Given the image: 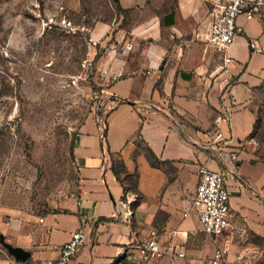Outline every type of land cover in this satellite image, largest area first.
Returning <instances> with one entry per match:
<instances>
[{
    "label": "crops",
    "instance_id": "crops-1",
    "mask_svg": "<svg viewBox=\"0 0 264 264\" xmlns=\"http://www.w3.org/2000/svg\"><path fill=\"white\" fill-rule=\"evenodd\" d=\"M112 2L115 13L95 21L89 37L99 47L93 81L119 101L106 106L103 123L92 112L77 129L76 192L43 214L0 220L4 239L29 255L13 264L57 257L78 226L83 241L68 264H205L219 246L226 264H264V7L238 16L239 32L216 51L191 33L224 0ZM225 76L236 104L230 123L217 125ZM199 164L223 172L229 193L230 224L216 235L189 204ZM151 229L184 256L141 258L135 244Z\"/></svg>",
    "mask_w": 264,
    "mask_h": 264
},
{
    "label": "rangeland",
    "instance_id": "rangeland-1",
    "mask_svg": "<svg viewBox=\"0 0 264 264\" xmlns=\"http://www.w3.org/2000/svg\"><path fill=\"white\" fill-rule=\"evenodd\" d=\"M112 0H0V220L56 209L76 192L72 145L99 108L91 25ZM102 109V110H101ZM17 262L0 243V264Z\"/></svg>",
    "mask_w": 264,
    "mask_h": 264
},
{
    "label": "built area",
    "instance_id": "built-area-1",
    "mask_svg": "<svg viewBox=\"0 0 264 264\" xmlns=\"http://www.w3.org/2000/svg\"><path fill=\"white\" fill-rule=\"evenodd\" d=\"M264 7V0H224L219 9L214 13L213 18L201 20L191 33L192 40L200 42L208 48L216 51H224L233 41L240 27L237 18L240 15L252 18ZM249 47L257 52H262L263 48L256 45L252 39L249 40ZM232 58L225 56L224 61L228 62ZM221 110L215 119V124H229L236 98L232 92L235 84L231 76H225L221 80ZM92 95L104 110L98 114L103 123L107 107H113L119 101L118 98L102 94L99 89H94ZM216 138L221 139L223 131L216 132ZM237 155L230 154V160H235ZM198 182L189 204L197 213L203 229L210 234H219L230 224L228 189L224 182V174L221 171L213 170L204 164H199L197 168ZM130 212L123 214L127 218ZM186 214V213H184ZM84 232L78 226L70 234L61 247L57 257L44 260L43 264H68L73 255L78 250L83 241ZM136 251L141 258L156 257L160 258L166 253H173L177 256H184V250L177 242H170L167 245L159 241L156 230L151 229L147 236L135 244ZM227 248L216 247L212 255L205 260V264H226ZM241 264H248L244 260Z\"/></svg>",
    "mask_w": 264,
    "mask_h": 264
},
{
    "label": "water",
    "instance_id": "water-1",
    "mask_svg": "<svg viewBox=\"0 0 264 264\" xmlns=\"http://www.w3.org/2000/svg\"><path fill=\"white\" fill-rule=\"evenodd\" d=\"M172 14L169 13L165 16V21L168 24ZM0 243L7 248V250L14 256L17 261L24 262L28 258V253L21 247L13 246L8 243L2 234H0Z\"/></svg>",
    "mask_w": 264,
    "mask_h": 264
}]
</instances>
